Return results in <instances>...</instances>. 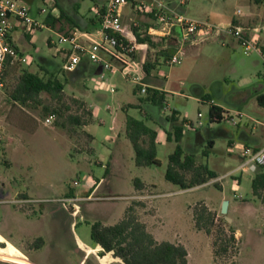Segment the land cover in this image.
Masks as SVG:
<instances>
[{
	"label": "rangeland",
	"instance_id": "obj_1",
	"mask_svg": "<svg viewBox=\"0 0 264 264\" xmlns=\"http://www.w3.org/2000/svg\"><path fill=\"white\" fill-rule=\"evenodd\" d=\"M184 1L187 3L188 17L204 19L206 10L201 6V0ZM23 2L33 8V15L40 20L44 17L35 10L40 12L44 6L48 7L49 14H60L57 5H54L56 0ZM205 3L207 11L212 9L224 16L238 9L246 11L243 3L238 5V0H205ZM92 5L89 0L85 1L87 9ZM255 6L257 13H260L261 5ZM256 26H260L264 39V15L258 17L252 25H247V28ZM60 28L63 30L59 31ZM72 28L64 20L56 25L55 31L70 35ZM15 35L20 40L21 34ZM247 36L258 45H264V40L259 35ZM225 38H214L201 44L203 46L199 55L187 56L179 65L160 68V75L168 76V80L162 77L159 80L168 83V90L180 93V96H168L166 102L169 109L179 111L182 117L196 126L199 122L204 127L208 125L212 103L201 102L195 96H203L205 101L208 100L205 97L210 96L214 103L229 106L236 104L234 97L237 94L241 95L240 93H247L257 85H264V64L261 58L254 53L245 54L236 38ZM51 39L56 40L57 37L48 29L27 36V42L31 46L23 50L28 63L20 65L18 71H9L4 89L0 92V126L8 128L7 138L3 134V141L0 142V192L3 190L8 194V203L5 204L4 201V204H0V232L12 238L36 264H79L82 254L77 251L72 223H76L75 231L79 236L90 242L92 225L120 222L129 205L135 207L139 221L145 224L149 233L156 232L157 237L163 241L183 238L189 252V264H264V239L249 233L246 224L240 228L242 234L238 251L232 250L228 256L216 261L211 239L194 228L193 209L198 204L209 206L219 218H225L220 213L226 201L223 198L233 201L238 185L236 181L241 182L238 193L244 198H252L253 173L236 171L240 161L236 154L229 153L228 138L216 139V146L209 149V157L204 161L211 170L217 172L218 178L196 189L181 190L179 186L166 180L169 155L174 152L176 144L168 143L164 134H161V143L157 149V158L161 164L148 168L137 167L133 146L125 135L123 120L127 113L121 106L130 102L142 103V95L140 92L135 94V85L106 72L105 84L101 83L100 77L86 81L89 93L83 97L88 104L85 108H91L96 115L87 126L75 128L79 135L77 144L60 124L71 128L67 120L70 115H82L83 120L87 119L80 105L71 100L75 98L83 101L76 97L85 92L83 79L81 75L66 76L61 69L55 68L53 61L61 66L64 57L56 53ZM164 56L168 60L171 55L165 53ZM24 70L37 73L45 79L50 74L62 80L64 76V106H60L48 93L41 95L39 106L25 108L14 103L8 93L12 91L17 76ZM97 83L109 87L97 89ZM110 87L115 88L116 92L112 93ZM46 107L49 112H46ZM108 107L113 111L108 110ZM52 110L59 112V115L53 116V125L45 126L46 120L51 118ZM199 113L203 114V118H198ZM129 114L141 118L137 109ZM255 116L256 122L249 123L250 129L256 134L264 131V109H260ZM113 126L116 127L115 131H112ZM221 127L237 133V129L228 122L217 125V129ZM86 135H91L93 140L89 141ZM260 146L264 147V140ZM232 172L234 174L228 176ZM103 179L105 181L102 182ZM137 179L155 186L151 187V193L144 194L146 197L151 194L150 198L134 200L137 197ZM75 182H79V186ZM98 183L100 185L94 189ZM215 183L222 185L223 189ZM22 195L29 196L30 200L20 203ZM88 196L102 200H87ZM110 197L119 198L108 200ZM69 198L83 199L78 202L80 215L76 218L71 215V206L70 211L66 210L60 202ZM19 208L32 214L30 222H22L13 217L12 213ZM44 210L48 211L45 217ZM216 232L217 227L214 235ZM38 239L47 242L44 248L35 247ZM2 241L4 238L0 235V264H32L15 246L11 243L6 245ZM102 263L108 262L102 259ZM87 264L99 263L92 257Z\"/></svg>",
	"mask_w": 264,
	"mask_h": 264
},
{
	"label": "crops",
	"instance_id": "obj_2",
	"mask_svg": "<svg viewBox=\"0 0 264 264\" xmlns=\"http://www.w3.org/2000/svg\"><path fill=\"white\" fill-rule=\"evenodd\" d=\"M85 1L86 0H56V5H57L56 8H57V10H59L60 14H58V15L55 14V16L59 17L61 15V12H64L68 18L72 19L78 25L77 27H73L71 29V33L80 32V33L88 34L91 38H93L95 40H100V27H101V25L98 22V19H99L98 13H99V11L104 10V8L107 6L109 0H89L90 2H92L93 5L88 9L85 7ZM145 1H147V0H132V2L129 5L125 6L122 9V11H123V23L125 25L123 36L128 42H131V43L135 42L138 45V52L135 56V61L138 64L137 71H138V76H139L140 82L136 83V82H133L131 79H125L120 74L113 75V76H118L124 82L131 83V84L135 85L137 88L140 87L141 88L140 93L142 95L141 99H147V95H146L147 92L145 94L142 93V89L144 87L147 90L148 89H154L156 91H159L160 94L165 96V103L163 105H157V104L153 103L151 100L150 101L146 100L145 102L140 103V104H135V103L130 102L129 104H123L121 106L122 110L124 107H126L128 105L140 107V108H129L128 110H126V112L124 110L123 111L125 113H127L128 115H130L129 114L130 111H133L136 109L140 111L141 118L135 117L133 115H130V116H132L136 119H139V120H144L145 123L149 127H151L152 129H154L158 132V143H157V149H158V146L161 143L160 142L161 134H164L165 139L167 141V133L166 132L172 131V124L170 121L171 117L174 114H177L176 116H177L180 123H182L184 120H188V119L186 117H182V115L179 111H177V110L173 111V110L169 109L168 104L166 102L168 96L170 94L180 96V93H177L176 91L168 90L166 88L168 83L167 82L163 83L159 80V78H161V77L168 80V76L163 77L160 75V71H161L160 68L162 66H169L167 63L166 57L164 55H165V53L170 54V55L173 54L175 47H176V42H177L176 37H173V38H170V39L164 40V41H158L156 38H154L152 36H144V34H142L140 32L139 33L138 32H136V33L132 32L131 19H135L136 21H138L141 24V28H143V29H145L146 27H149L152 24V20H150V18L141 16V15H139V16L135 15L133 12L134 6H136L139 3L145 2ZM167 1L173 7H175L178 12L185 13V14L188 12V9L186 7L187 3L184 0H181L179 3L177 2L178 0H167ZM200 2H201V6L203 7V9L206 10L203 20H209V21H211L217 25H222V26H230L233 23L240 25V26H242V24H243L244 26H242V27L244 29H246L247 35H249L251 37H253L254 35L255 36L259 35L261 37V39H263V37H262L263 33H256L254 31L255 29L259 28L260 26L247 28V25H252L253 23H255L258 20V17H262L264 15V8L262 5L260 7L261 12L257 13L256 6H255V3L253 0H238V5H241L243 3L246 7V11L242 12L240 9H238L241 11V14L239 16H237V14H236L238 10L234 11L232 14H230L228 16H224V15H219L215 10L212 11V9L207 11L208 8H207V5L205 3V0H201ZM35 11L38 12V14H40L39 11H37V10H35ZM32 12H34L33 8H32ZM59 12H56V13H59ZM16 33L21 34V37L19 38L20 40H18V38H16V35H15ZM137 35L139 37V40H137ZM12 36H13L14 43L19 47V49L25 55V52L23 49L24 48L26 49L27 47L29 48L31 46L27 42V36L24 35V33L20 27H16ZM143 39H145V40L143 42H141L140 40H143ZM222 39H226V38L222 37ZM204 44H206V43H204ZM203 45L188 46L185 58L187 56L199 55L200 52L202 51L201 48ZM262 46H264V45H262ZM55 51L58 55L59 54L62 55L61 53L57 52L56 48H55ZM147 62H150L151 64L154 65V67L152 68L151 73L149 75L145 71V63H147ZM53 63L55 64V68L62 70L63 63L61 66L59 64H57L56 61L55 62L53 61ZM79 67L80 68L78 71L76 70L74 72L65 73V74H66V76L72 75V77L75 75H81V77L83 79V86L85 88V92L80 94V96L76 95V97L82 98V100L87 104V102L83 98V97L87 96V93H89L87 85H86V81L88 79L94 80V78L99 77L96 75V72L98 71L99 66L94 65L93 63H90L88 61H83ZM108 87H109L108 85L107 86L100 85L99 83H97V85H96L97 89L98 88L105 89ZM112 88L113 87H110V89H112ZM114 90H115V88H114ZM263 90H264V85H257L253 89H251L250 91H247V93H243V94L240 93L241 95L237 94V96L234 97V99L236 100L235 101L236 104H234V105L229 104V106H224V105H221L218 103H214L213 98H211L210 96L205 97L206 99H208L206 101L203 100L204 99L203 96H199V95L195 96V98L201 102H206V103L211 102L212 105H216V106L222 108L224 111L223 114H226V115L229 114V115L235 116V115H237V113H241L243 115V117L241 118L239 125L233 126L231 124L234 128L237 129V133L230 132L223 127L217 129V125L219 123H210L209 121H207L208 125L206 127H204V126L200 127L198 124L196 126L190 120H188L191 122V126L185 128L184 139L182 142V146H183L184 150L187 153L195 154L198 157L199 162L204 163L206 158H204V157L201 158V153H203V151L205 150V147L207 146L208 141H213L214 147H215L216 142H217L216 139L228 138V145H229V149H230L229 153L237 155V159L240 161V165L238 167V169H239L246 159L242 156L241 150L236 148L237 145H239V147L245 146V147L250 148L252 150L254 149V151H260V150L264 149V147L261 148V146H260L262 141L264 140V131H261V132H258L255 134L253 132V130L250 129V123H249V122H256V120H255L256 116L255 115L258 114L260 109H264V106H261L259 104V100H258L260 96H264ZM115 92H116V90L112 93H115ZM135 94H137V93H135ZM81 95H83V96H81ZM108 110L113 111V109L111 107H108ZM92 112L95 116L96 115L95 112L93 110H92ZM123 121H124V126H125V135H126V117ZM258 123H260V122H258ZM114 124L115 125L117 124V118L115 119ZM44 125L49 126V125H53V123L52 124H45L44 123ZM261 125H263V124H261ZM2 128H3L4 134H5L4 138H7L6 134L8 132V128L6 126H2ZM254 129H256V128H254ZM115 130H116V127L113 126L112 131H115ZM126 137H127V135H126ZM173 142H168V143H173ZM176 145H175V148H176ZM234 146H235V148H234ZM140 168H148V167H140ZM245 170L247 173L252 172L253 173L252 179H254L255 171H253V168H251V169L247 168ZM216 174H217V172H216ZM103 181H105V180L103 179L102 182ZM99 183L97 184V186L94 189H96L100 185ZM236 183L238 185L235 188L236 191H235V194L233 196V201L229 200L230 205H229V213L228 214H229V217L232 219L231 225L233 226V228L236 231L237 238L240 239L241 234H242V231L240 228L242 227V225L246 224L247 227L249 228V233H251V234H253V235H255L261 239H264V204L257 197L254 196L253 191H252V198L248 199V198L242 197L238 193L239 192L238 187L240 186L241 182L236 181ZM143 184L145 185L144 190H137L136 189L137 190V194H136L137 197L138 196H145L144 195L145 193H148V192L151 193V191H150L152 189L151 187L155 188V186H150V185L145 184V183H143ZM220 186L223 189V186L222 185H220ZM199 187H202V186H199ZM199 187H196V188H199ZM149 196H151V194H149ZM6 197H8V194H5V192L2 190L0 192V199L2 201V202H0V204H2L4 201H5L4 202L5 204L8 203V200ZM225 199L227 200V198L224 197L223 200H225ZM27 200H30V197L27 195H22V200H20V201H27ZM53 203L55 204V200L53 201ZM128 207H129V205H127L126 210L128 209ZM47 212H48L47 210H44V212H43L44 217L48 214ZM220 213H221V211H220ZM12 215L17 220L22 221V222H24V221L30 222V220H31L30 218H33L32 214L30 212L23 211L20 208L16 209L15 212L12 213ZM193 223H194V221H193ZM115 224H117V223H113V224L106 223L104 225L111 226V225H115ZM75 225H76L75 222L72 223L71 229L73 230V233L75 235L77 251H78V253L82 254V258H81L79 264L89 263L92 257H95L99 264H103L102 259H104L105 257H108V256H111V259L107 264H114V263L115 264H124L120 259H115L113 257V253H109V254L102 256L103 249L101 248V246L94 244L92 240L90 242L83 240L79 236V234L75 231L77 229V226H75ZM194 228H195V225H194ZM195 230H197V229L195 228ZM197 231H199V230H197ZM199 232H203V231H199ZM151 234L154 236V238L157 241H159V242L163 241L157 237L156 232L151 231ZM0 235L4 238V241H2V242H5L6 245H7V243H11L27 258V260L30 263L36 264L29 259L26 252H24L15 242H13L12 238L6 237L1 232H0ZM169 242H172L175 244H182L186 247V243L183 240V238H181V237L177 238L175 241H169ZM46 244H47V242L45 240H43V246L42 247L44 248L46 246Z\"/></svg>",
	"mask_w": 264,
	"mask_h": 264
},
{
	"label": "trees",
	"instance_id": "obj_3",
	"mask_svg": "<svg viewBox=\"0 0 264 264\" xmlns=\"http://www.w3.org/2000/svg\"><path fill=\"white\" fill-rule=\"evenodd\" d=\"M23 1V0H22ZM255 4L262 5L264 8V0H253ZM54 5H56L54 3ZM31 8V7H30ZM32 11V8H31ZM101 25V19L98 17ZM66 20L72 27L78 25L61 12L59 17L52 14L46 18V22L53 29L56 25ZM63 30V28H60ZM67 34V33H66ZM137 40L139 37L137 35ZM145 39L140 40L143 42ZM18 50L19 47L15 46ZM21 63H9L4 74V81L10 70L18 71ZM153 64L145 63V71L149 75ZM50 73V72H49ZM65 77L63 80L50 74L48 79L37 73L24 70L15 79L12 91L8 93L10 99L22 107H34L41 105V95L48 93L52 99L57 100L60 106H64L65 99ZM141 92V88H137L135 93ZM147 99L157 105L165 103V96L154 89L147 90ZM72 102L79 104L86 113V120L82 115H70L67 120L71 128L67 125L60 126L67 131L69 136L78 144L79 135L75 128L84 127L93 121L94 114L92 110H87L86 103L79 99H71ZM259 104L264 106V96L259 97ZM69 109L68 107H66ZM129 108H140L139 106L128 105L123 108L126 112ZM46 112L50 110L46 107ZM59 113V112H58ZM56 110H52L50 117L59 115ZM223 109L212 105L209 111V122L220 123L223 119ZM177 114L171 117L172 131L167 133V141L175 142L176 148L169 155V163L166 170L165 178L168 182L179 186L181 190H190L199 186L208 184L212 180L218 178L216 172L211 170L208 165L199 162L198 157L193 153H187L182 142L184 139L185 128L191 126V122L184 120L179 122ZM59 126V124H56ZM126 135L131 142L135 152V164L137 167H151L160 165L161 162L157 158L158 132L149 127L144 120L136 119L127 114L126 116ZM89 141L93 140L91 135H86ZM214 147L213 141H208L205 150L202 153L204 158L209 156V149ZM221 189V186L215 183ZM137 190H144L145 185L140 180H135ZM252 191L264 204V167H259L255 171V177L252 181ZM135 207L129 206L126 210L124 218L115 225L106 226L102 223L92 225L91 239L94 244L101 246L103 249L102 256L113 253L115 259H120L124 264H189V252L182 244H175L169 241H157L154 236L148 232L145 224L141 223L136 215ZM193 221L195 228L203 231L211 239V247L213 251L214 261L220 257H226L232 250L239 249V239L236 231L231 227V223L224 218L218 217L217 213L211 211L205 204H198L193 209ZM228 226V228H227ZM217 227L216 235L214 229ZM35 247L43 246V240L38 239ZM235 253V252H234ZM107 262L111 256L104 258Z\"/></svg>",
	"mask_w": 264,
	"mask_h": 264
},
{
	"label": "built area",
	"instance_id": "obj_4",
	"mask_svg": "<svg viewBox=\"0 0 264 264\" xmlns=\"http://www.w3.org/2000/svg\"><path fill=\"white\" fill-rule=\"evenodd\" d=\"M131 2L132 0H109L104 10L98 13L101 19L100 40H95L88 34L80 32L67 35L55 31L46 22V18L49 16L48 7L44 6L41 9L39 15L45 19L40 20L33 15L30 6L22 0H0V92L5 86L4 74L7 65L15 62L22 65L28 63V58L15 47L17 45L14 43L12 34L16 27H20L25 36H32L45 29L55 33L57 39H51V44L64 57L62 65L64 73L74 72L83 61H88L94 65L103 66V74L99 76L102 84H105L103 82L106 72L110 75L120 74L125 79L139 83L138 64L135 61L138 45L135 42H128L123 36L125 25L122 9ZM133 12L135 15L148 17L152 20V24L143 29L138 21L131 19L133 33L140 32L144 36H152L158 41L176 37L175 50L167 60L169 66L179 65L185 59L188 46H199L211 39L227 36L236 38L245 54H257L264 64V47L251 40L246 34V29L235 23L230 26H222L209 20L192 19L185 13L178 12L167 0H147L134 6ZM236 14L239 16L241 11L238 10ZM254 31L260 33L261 29L257 28ZM61 45H66V47H60ZM101 83L99 84L102 85ZM111 91L114 92V88ZM146 92L147 89L144 87L142 93L145 94ZM198 117L201 119L203 115L199 113ZM242 117L241 113H237L235 116L223 114L221 122L225 121L237 126ZM53 120L54 117H51L46 120V123L52 124ZM198 125L201 127L203 123L199 122ZM3 134L4 130L0 126V142L3 141ZM236 148L241 150L242 156L246 159L236 171H243L247 168H253V171H256L259 167H264V149L254 151L245 146L239 147V145ZM75 185L79 186V182H75ZM118 198L110 197L107 199L115 200ZM145 198H150V196H138L134 197V200ZM86 199L102 200L91 196ZM82 200V198H69L60 202L66 210H69V206H71V211H69L76 218L80 215L78 202Z\"/></svg>",
	"mask_w": 264,
	"mask_h": 264
},
{
	"label": "water",
	"instance_id": "obj_5",
	"mask_svg": "<svg viewBox=\"0 0 264 264\" xmlns=\"http://www.w3.org/2000/svg\"><path fill=\"white\" fill-rule=\"evenodd\" d=\"M102 74H103V66H99L98 71L96 72V75L101 76ZM229 205H230V202L228 200L224 201L221 207V214L225 216V219L228 221V223H232V219L228 216Z\"/></svg>",
	"mask_w": 264,
	"mask_h": 264
},
{
	"label": "flooded vegetation",
	"instance_id": "obj_6",
	"mask_svg": "<svg viewBox=\"0 0 264 264\" xmlns=\"http://www.w3.org/2000/svg\"><path fill=\"white\" fill-rule=\"evenodd\" d=\"M80 67L77 68V71L79 70Z\"/></svg>",
	"mask_w": 264,
	"mask_h": 264
}]
</instances>
